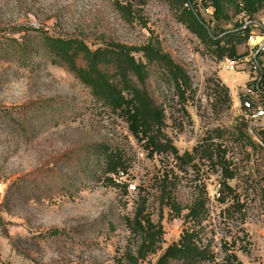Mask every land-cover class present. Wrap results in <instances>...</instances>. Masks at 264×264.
Segmentation results:
<instances>
[{"label":"rangeland","instance_id":"1","mask_svg":"<svg viewBox=\"0 0 264 264\" xmlns=\"http://www.w3.org/2000/svg\"><path fill=\"white\" fill-rule=\"evenodd\" d=\"M184 8L177 0H0V40L22 38L26 32L14 31L29 30L32 36L81 40L93 51L112 44L140 48L151 43L170 55L186 71L191 90L183 102L173 83L149 67L152 93L165 110L164 132L180 155L208 142L214 150L211 161L197 159L180 173L172 155L149 156L127 121L97 102L64 68L42 57L24 67L14 56L0 55V264H156L185 230L195 227L186 218L187 209L178 217L154 203L160 196L156 185L165 174L182 205L206 201L200 246H210L219 259L216 264H222L225 247L242 264H264V153L243 149L235 139L244 123L254 141L263 130L257 127L252 135L240 108L250 72L226 71L227 56L221 58L216 46L181 21ZM200 8L193 15L218 37L240 15L217 22ZM246 52L244 44L238 46L239 54ZM133 56L146 64L142 53ZM218 87L228 89L227 104ZM22 109L31 125L27 135L14 121ZM96 143L118 146L127 154L130 169L115 177L114 184L82 180L61 164L57 168L78 185L73 194L16 190L20 178L53 168L68 151ZM219 145L226 148L222 161L234 174L228 182L235 199L224 204L218 201L223 181ZM144 197L145 215L162 226L163 242L156 254L138 260L140 239L126 220L134 218ZM52 231L64 234L52 236Z\"/></svg>","mask_w":264,"mask_h":264},{"label":"trees","instance_id":"2","mask_svg":"<svg viewBox=\"0 0 264 264\" xmlns=\"http://www.w3.org/2000/svg\"><path fill=\"white\" fill-rule=\"evenodd\" d=\"M188 1H191L196 9L195 0H177V3L183 8ZM203 4L206 8L214 9V18L217 22H228L232 16L242 12L249 16L264 15V0H203ZM181 21L190 25L194 33L216 46L221 58L227 56L228 59L235 60L244 56L238 53V46L245 43L243 36L236 34L214 36L197 21L192 11L185 8L182 9ZM21 31L27 33L22 38L11 36L0 40V55L14 56L24 67H29L34 58L42 57L73 74L90 90L97 102L108 110L119 113L127 121L130 133L138 142H144V149L148 151L149 156L172 155L180 173L184 172V166L194 165L197 159L203 163L213 159L212 142L194 148L192 153L186 152L180 155L165 134V110L163 104L152 93L149 67H153L152 69L159 73L161 79L173 83L183 102L185 93L191 90V80L182 66L175 63L170 55L163 53L154 44L149 43L140 48L112 44L93 51L81 40L55 38L42 33L40 36H32L29 30H15L14 33L19 35ZM222 42L227 46L221 47ZM134 53H142L146 64L138 62L133 56ZM217 94L223 103L227 104L228 89L218 87ZM62 104L64 106V103ZM46 116L45 113L44 117L47 118ZM28 120L23 109L16 112L14 121L24 135H27L31 129ZM237 131L235 139L241 148L264 153V129L259 133L261 144L248 135L245 123ZM217 138L222 140L224 136L219 133ZM212 139L214 137L209 140ZM217 152L218 163L223 168V181L220 185L218 201L224 204L228 200L235 199V192L228 182L234 179V174L222 161L226 148L219 145ZM61 164L79 173L82 180L86 177L95 183L114 184L115 177H123L130 169V162L123 149L96 143L68 151L60 157L53 168L46 166L27 178L26 176L20 178L18 182L21 183L17 184L16 190L24 187L31 192L45 189L62 196L73 194L78 185L73 184V181L57 168ZM168 178L167 174L163 175L161 183L156 185L160 196L154 203H159L161 209L164 206L169 207L178 217L187 209L189 214L186 218L191 219L195 227L185 230L180 240L168 247L156 264H216L219 259L211 251L210 246H200L202 225L208 215L206 201L199 199L189 207L182 205L172 194L170 187L172 183L168 184ZM136 189L134 187V190ZM147 207L148 200L144 197L138 202L134 218L126 220L131 231L140 239L138 260H145L148 256L156 254L163 242V228L160 224L155 225L150 216L145 215ZM196 228L200 229L195 230ZM50 234L58 237L63 236L64 232L52 231ZM224 250L222 264H242L226 247Z\"/></svg>","mask_w":264,"mask_h":264},{"label":"built area","instance_id":"3","mask_svg":"<svg viewBox=\"0 0 264 264\" xmlns=\"http://www.w3.org/2000/svg\"><path fill=\"white\" fill-rule=\"evenodd\" d=\"M202 12L214 17V9L206 8L203 0H195ZM187 10L195 13L194 4L191 1L185 3ZM201 24H205L199 19ZM236 34L245 38L247 52L244 56L231 60L226 58L223 65L226 71L241 69L250 72V80L243 87L240 96V108L245 112L248 123V131L253 135L257 127L264 129V15L249 16L245 12L240 13L235 25L224 32L222 36ZM257 141L261 144L259 139ZM220 193H218V198Z\"/></svg>","mask_w":264,"mask_h":264}]
</instances>
